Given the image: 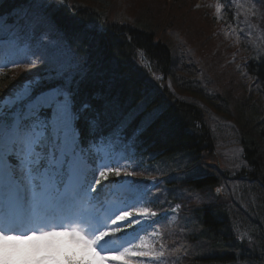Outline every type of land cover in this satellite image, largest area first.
<instances>
[{
    "label": "snow or ice",
    "instance_id": "snow-or-ice-1",
    "mask_svg": "<svg viewBox=\"0 0 264 264\" xmlns=\"http://www.w3.org/2000/svg\"><path fill=\"white\" fill-rule=\"evenodd\" d=\"M27 2L0 13V67L27 61L35 69L0 93V264H114L112 253L144 264L163 256L143 240L121 250L113 239L135 238L167 218L141 207L156 202L150 193L161 181L129 179L136 173L126 170L143 162L137 149L161 110L105 93L54 15L64 0Z\"/></svg>",
    "mask_w": 264,
    "mask_h": 264
},
{
    "label": "rangeland",
    "instance_id": "rangeland-1",
    "mask_svg": "<svg viewBox=\"0 0 264 264\" xmlns=\"http://www.w3.org/2000/svg\"><path fill=\"white\" fill-rule=\"evenodd\" d=\"M89 2L91 0H64L68 5L82 4L88 8L90 4L98 6L96 2ZM97 2L106 8L113 20L146 22L151 28H156L158 37L171 46L174 57L167 75H154L155 87L169 97L178 98L179 94L180 99L199 103L212 133V151L203 155L197 170L189 166L192 163L186 160L178 168L166 167L165 170L156 171L155 174L160 176L157 180L161 181L158 186H161V189L152 192L150 196L158 194L157 201L162 205L155 202L156 206L162 210L163 207H167L169 211L165 212L168 215L162 224L165 222L167 224L162 232L161 226L157 225L140 232L142 237L139 243L143 240L156 252H163V256L144 258V264H192L193 259L203 254L208 245L199 237L200 229L195 217L196 208L202 206L219 205L230 208L232 215L237 216L232 218L235 223H239L236 227L237 234L243 235L249 244L256 243L252 241L253 236L247 232L244 224L246 219H257L264 224V183L257 185L240 176V169L244 164L237 142L234 113L228 111L227 114H222L214 105L203 102L202 97L212 99L220 98L218 93L229 97L232 94L234 104V99H237L245 88L247 90L255 88L256 81L246 75L244 65L253 54L260 56L264 53V0L238 2L239 13L235 17L233 33L228 29L231 27H227L222 19V11L217 12V4L209 5L208 0H97ZM259 6L263 8L259 9ZM70 38L77 43L84 39L85 35L74 31ZM11 71L9 76L13 80L22 81L35 69L26 67L14 68ZM171 72L172 75L167 77ZM180 87L193 89L199 98L194 99L191 95L180 92ZM165 171L167 174L174 171L169 182L165 178ZM205 173L220 177V193H216V188L202 190L190 186V178ZM173 201L180 206L176 211H173ZM237 214L243 217L244 223L240 222L242 219ZM129 240H123L119 245L115 243V246L121 248L120 245L129 244ZM107 246L111 247L112 244ZM259 246L257 242L258 249ZM259 253L263 255L261 250ZM116 255L112 253L114 264H123L124 258L116 260Z\"/></svg>",
    "mask_w": 264,
    "mask_h": 264
},
{
    "label": "trees",
    "instance_id": "trees-1",
    "mask_svg": "<svg viewBox=\"0 0 264 264\" xmlns=\"http://www.w3.org/2000/svg\"><path fill=\"white\" fill-rule=\"evenodd\" d=\"M22 1L24 0H2L0 10ZM92 2H96L98 6L90 4L88 8L82 4L75 6L63 3L54 15L69 38L78 28L94 26L90 31L93 33L90 34L91 38L77 41L75 45H80L77 49L81 56L92 60L91 66H94L92 69L98 75V84L106 94L113 98L118 97L120 102L131 107L144 103L147 112L161 110L162 115L145 134L149 147L155 148V153L160 155L157 162L161 166L178 168L182 162L188 160L192 163L189 166L197 170L203 155L212 151L213 147L212 133L205 112L199 103L180 99L179 94L178 98L169 97L155 87L147 68L148 65L156 73L167 75L172 66L171 47L159 39L156 28H151L148 23L112 21L111 15L102 4L97 0L89 3ZM90 45L93 47L92 56L87 49ZM138 52H143L145 61H140ZM246 70L248 76L256 81L257 89L245 88L234 99V104L232 94L229 97L218 93L220 98L202 99L207 105H214L222 114H227L228 111L234 113L237 142L244 164L239 175L252 183L263 185L264 59L252 60ZM171 75L172 72L167 77ZM18 83L8 75L4 76L0 80V93L7 92ZM180 88V92L191 95V98H199L193 89ZM220 180L216 174H201L190 178L189 182L192 188L204 190L220 187ZM232 214L230 208L219 205L202 206L195 210L200 229L199 237L207 243L208 248L193 259L192 264H264V224L257 219H246V230L252 234V241L256 242L249 244L243 235L237 234L236 227L239 223H235L232 217L237 216ZM240 222L244 223V220ZM257 242L260 244L259 249L256 247ZM259 250L263 255H260Z\"/></svg>",
    "mask_w": 264,
    "mask_h": 264
},
{
    "label": "bare ground",
    "instance_id": "bare-ground-1",
    "mask_svg": "<svg viewBox=\"0 0 264 264\" xmlns=\"http://www.w3.org/2000/svg\"><path fill=\"white\" fill-rule=\"evenodd\" d=\"M146 134V133H145ZM145 134H144V136H143V146H142V148L145 150V151H147V152H155L154 150H155V148H153V147H149V144H148V142H147V138L145 137ZM157 154H159V153H157Z\"/></svg>",
    "mask_w": 264,
    "mask_h": 264
},
{
    "label": "clouds",
    "instance_id": "clouds-1",
    "mask_svg": "<svg viewBox=\"0 0 264 264\" xmlns=\"http://www.w3.org/2000/svg\"><path fill=\"white\" fill-rule=\"evenodd\" d=\"M90 250V249H89Z\"/></svg>",
    "mask_w": 264,
    "mask_h": 264
}]
</instances>
